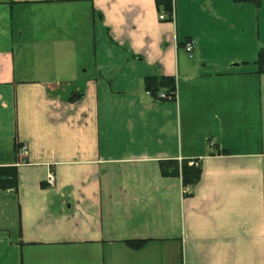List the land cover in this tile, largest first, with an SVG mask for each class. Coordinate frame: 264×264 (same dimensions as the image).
I'll return each mask as SVG.
<instances>
[{"label":"crops","instance_id":"1","mask_svg":"<svg viewBox=\"0 0 264 264\" xmlns=\"http://www.w3.org/2000/svg\"><path fill=\"white\" fill-rule=\"evenodd\" d=\"M173 5L0 0V264H264V0Z\"/></svg>","mask_w":264,"mask_h":264},{"label":"trees","instance_id":"2","mask_svg":"<svg viewBox=\"0 0 264 264\" xmlns=\"http://www.w3.org/2000/svg\"><path fill=\"white\" fill-rule=\"evenodd\" d=\"M237 3L253 2L259 4L260 0H235ZM158 8L172 18L174 10L173 0H156ZM257 72L264 74V48L259 51L255 61ZM145 89L153 96L160 92L166 93L170 99H175L176 81L173 77H148L145 79ZM164 90V91H163ZM74 99V96L72 97ZM161 172L164 176H181L185 187H194L200 179L201 169L199 166L190 165L189 161L168 160L161 162ZM18 187L17 167L7 166L0 168V189L9 190ZM145 239H131L126 243L131 248L139 249L146 244Z\"/></svg>","mask_w":264,"mask_h":264},{"label":"built area","instance_id":"3","mask_svg":"<svg viewBox=\"0 0 264 264\" xmlns=\"http://www.w3.org/2000/svg\"><path fill=\"white\" fill-rule=\"evenodd\" d=\"M160 18H161V19H164V18H165V15H161ZM195 46H196L195 41L191 39V40L186 41V43H185V45H184V48H185L186 51L189 53V55H192L193 52H194V50H195ZM161 97H162V98H169V99L171 98V96L168 97V96L166 95V93H162V94H161ZM20 148H21V150L24 151V153H25L27 147H26V146H22V147H20ZM24 160H25V155L23 154L22 157H21V160H20V161H24ZM190 165L198 166V164H197L195 161H191V162H190ZM0 168H1V167H0ZM48 181H49V183H53V182H54V173H53V172H50V174H49V178H48Z\"/></svg>","mask_w":264,"mask_h":264}]
</instances>
